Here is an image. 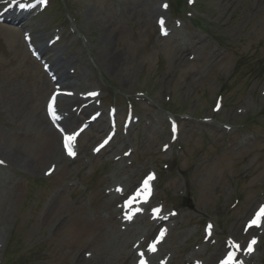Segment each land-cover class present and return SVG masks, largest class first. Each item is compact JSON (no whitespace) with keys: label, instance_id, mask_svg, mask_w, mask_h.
Instances as JSON below:
<instances>
[{"label":"rangeland","instance_id":"obj_1","mask_svg":"<svg viewBox=\"0 0 264 264\" xmlns=\"http://www.w3.org/2000/svg\"><path fill=\"white\" fill-rule=\"evenodd\" d=\"M10 1L0 0V10ZM48 2L26 24L0 16V264L11 244L18 264H135L129 254L141 253L135 243L144 234L130 229L148 231L155 221L126 222L108 192L149 171L159 175L157 204L181 214L158 259L187 264L196 251L209 256L224 230L264 202V74L252 70L264 66V0H188L179 15L173 0ZM162 18L172 30L165 39ZM50 34L65 54L82 49L94 63L82 92L101 95L108 131L110 111H118L117 141L101 154L94 147L106 134L89 130L79 139L86 150L79 160L55 157L62 137L44 123L52 90L29 52ZM40 56L59 60L54 51ZM129 114L140 121L125 135ZM183 196L191 208L180 204ZM208 224L216 230L210 238ZM83 251L86 262H78ZM263 262L264 234L251 264Z\"/></svg>","mask_w":264,"mask_h":264},{"label":"bare ground","instance_id":"obj_2","mask_svg":"<svg viewBox=\"0 0 264 264\" xmlns=\"http://www.w3.org/2000/svg\"><path fill=\"white\" fill-rule=\"evenodd\" d=\"M20 3L24 4L25 0H18L17 4H15L12 8H10L6 13L3 14L6 15V17L11 22L16 23V25L26 24L32 16V9H28L24 10L18 18L15 17L17 13H15L14 10L19 8L18 4ZM72 37H74L75 42L79 41L78 37H76L74 33H72ZM42 38L44 40L43 42L47 43L38 46L36 50L45 55H48L51 51H55V53L59 56V60L63 62V64L59 65V60L57 59V61L53 64V74L56 75L55 80L57 87L60 89V93H56L53 91V93H56L57 95H52V98L56 99H54L51 116L56 122L58 128L63 133V136L66 138L70 135L73 136L72 131H74L78 123L81 122V116L89 113V110H99L101 112H105L104 110H101V102L99 100H102V98L100 94L91 95V93L86 94L82 92V89L88 83V71L92 70V64L94 63L88 60L86 56L82 55V49H79V52L76 51L71 56L65 54V48L63 49L61 47L55 46L56 38L54 37V35L50 34ZM95 42H97V45H99L98 42H100L108 48H110L111 45V42L107 39H99ZM102 49H104V47ZM103 55L109 59V62L111 64H115L118 62L117 58L114 56H107L104 53ZM95 61L96 63L97 61H99L98 53L96 55ZM77 65H80L82 72L78 71ZM81 104L83 105V107L77 114L76 110ZM44 123L48 124L47 121H44ZM96 124V126H93L94 124L92 122L87 123L88 128L84 132L86 133L90 129L100 130V133L107 132L109 127L107 125V120L104 117L101 118V120H98ZM78 137L79 134L75 133V139H77ZM123 142H125V140H123ZM83 151L86 150L76 149L74 151L75 155L70 156L72 158L77 157V159L79 160L83 154ZM68 152L69 151H67L66 149L63 150L58 148L57 155L55 157L62 162L66 161L67 155H69ZM138 181L139 178L136 177L131 180V182H127L125 183V185L121 184V186L118 187L120 193L117 198V204L119 205L117 211L120 212L122 217L127 219L126 222L129 221L130 223H135L137 220H139V218L141 219L142 217L146 216V214H143V216L139 217L140 215L135 212L134 209L138 200L136 197L141 198V201H143V203L148 207L160 209L159 212L153 210L150 213L149 221L153 222L157 220V224L154 227H151L150 230L141 231L139 228L140 226H138L137 228L133 227L130 229L133 234H137L138 231L144 234L143 237L139 239L140 242L135 243V245H138L139 247L143 246L142 253L144 255L143 257H140L141 253H137L138 256H135V253L130 251L129 259H132L133 257V260L136 261L135 264H140V261L142 259L147 258L151 264H155L156 260H158L159 262V259L158 257H154V251H152L151 248L154 247L155 250L158 248L159 244L162 241L161 233H163L164 235L169 228H172L174 224L179 221L181 216L178 213L171 212L166 208L156 206V195L150 192H144L143 185H139ZM133 194H136L134 199H132ZM112 195L113 193L111 194V197ZM129 216H131V219L128 218ZM251 216L252 207L246 211V213L237 221L235 225L231 227L228 232H222L221 235H219L218 240L216 241L217 249L214 254L210 256V258L204 255L200 256V252L196 251V253H193L187 258V264H221V262L227 258V250L229 248L235 250V255L233 256L232 264H238V259H241V262L244 264H251L250 261L252 260V255L250 254V251L247 252L244 250L245 246H249V243L251 242L250 240H248L249 238L247 237L248 235L261 236L264 233V226H260V224L258 227L256 225H252L251 227H249V222L252 220ZM132 233L130 234L131 236H133ZM158 239L159 241L157 242ZM235 245H239V248H236ZM253 245L254 244H252V247ZM87 256L88 254L86 253V251H83L77 257V261L86 262Z\"/></svg>","mask_w":264,"mask_h":264},{"label":"snow or ice","instance_id":"obj_3","mask_svg":"<svg viewBox=\"0 0 264 264\" xmlns=\"http://www.w3.org/2000/svg\"><path fill=\"white\" fill-rule=\"evenodd\" d=\"M41 2L46 3L47 0H41ZM190 2H191V0H190ZM11 3L12 4H17L18 3V0H11ZM19 6L23 8V7H27L28 5H26V4H19ZM165 7H166V5H165ZM161 23H163V21H161ZM91 95H98V94L97 93H91ZM173 130H175V128H173ZM74 139H75V137L72 136V135L66 137V141H71V140H74ZM68 154L69 155H75V153L72 152L70 149H69ZM0 163H2V162H0ZM153 178H154L153 176H149L144 181V184H143V190L144 191H148V189H149V183H148V181L151 180V179H153ZM134 198L135 197H133L132 199H134ZM154 211L159 212L160 209H154ZM262 216H264V207H261V209L259 210V212L256 213V216L249 222V227H251L252 225H256L258 227L259 224H260V220H261V217ZM128 218L131 219V216H129ZM209 228H211V225H209ZM161 235H163V233H161ZM254 243H255V239L249 243V246H248V250L249 251L251 250L252 244H254ZM235 247L236 248H239V245H235ZM151 250L152 251H155V248L152 247ZM140 255H141V257H143L144 254L141 253ZM232 261H233V255L230 253L228 255V257L224 261L221 262V264H232ZM141 264H143V261H141Z\"/></svg>","mask_w":264,"mask_h":264}]
</instances>
